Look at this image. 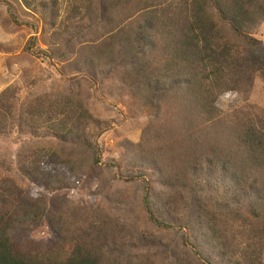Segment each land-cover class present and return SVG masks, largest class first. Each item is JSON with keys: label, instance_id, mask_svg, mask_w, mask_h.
<instances>
[{"label": "rangeland", "instance_id": "rangeland-1", "mask_svg": "<svg viewBox=\"0 0 264 264\" xmlns=\"http://www.w3.org/2000/svg\"><path fill=\"white\" fill-rule=\"evenodd\" d=\"M192 2L0 0V93L15 92L0 135V179L47 212L40 228H15L12 241L19 251H68L79 242L96 247L101 264H200L182 244L185 234L210 264H233L195 222L197 206L209 209L212 198L209 191L196 192L195 185L224 180L222 168L216 167L208 179L216 155L209 157L211 164L201 162L191 171L176 162L171 150L177 151L178 144L189 147L196 143L193 137H200L224 156L241 128L264 126V74L248 92L221 94L216 118L205 124L186 116L180 103L145 106L147 89L137 90L134 75L128 74L136 64L130 66L125 39L131 43L146 26L143 13L164 19L180 15ZM249 35L264 40V22ZM31 38L36 42L28 49ZM39 51L50 59L37 57ZM62 99L78 102L90 116L87 123L67 124L75 128L72 135L59 136L27 115L46 113ZM172 121L181 133H167L165 123L170 127ZM48 153L54 162L43 167L41 158ZM38 168L57 174L46 188L30 181V172ZM144 181L155 215L169 229L148 223Z\"/></svg>", "mask_w": 264, "mask_h": 264}, {"label": "trees", "instance_id": "trees-1", "mask_svg": "<svg viewBox=\"0 0 264 264\" xmlns=\"http://www.w3.org/2000/svg\"><path fill=\"white\" fill-rule=\"evenodd\" d=\"M142 16L146 26L138 29L131 43L125 42L131 49L130 66L136 64L129 77L134 75L137 90L147 89L143 96L147 107L156 105L161 109L164 104L180 103L186 116L193 115L205 124L216 118V100L221 94L248 92L253 80L264 74V40L249 35L254 25L264 22V0H193L192 7L185 6L180 15L166 16V20L148 10ZM35 42L31 38L28 49ZM36 54L50 59L46 52ZM14 95L13 88L0 93V135L4 133L7 114H11L8 103ZM27 115L42 120L59 136L75 133L68 123L81 125L90 117L78 102L69 99L49 105L46 113L37 110ZM165 125L167 133H177L176 129L181 133V126L173 121L170 127ZM193 138L195 144H178L177 151L171 150L176 162H184L194 171L201 162L211 164L209 157L216 155L208 179L215 167L222 168L224 176V180L212 179V185H195L196 192L212 194L209 209L203 203L197 206L196 226L233 264H263L264 126L249 124L241 128L234 147L230 146L224 156L220 150L213 151L216 145ZM41 162L46 167L54 162V156L44 154ZM39 168L30 172V181L38 188H46L57 174ZM185 187L190 189L191 185ZM150 192L144 181L142 203L148 223L169 229L170 225L155 215ZM46 214L28 194L13 187L9 180L0 179V264H101L98 249L79 242L68 251L33 255L19 251L12 241L15 228L31 225L38 229L45 224ZM181 242L200 264H210L185 234Z\"/></svg>", "mask_w": 264, "mask_h": 264}]
</instances>
